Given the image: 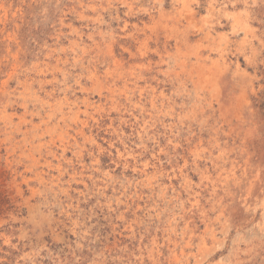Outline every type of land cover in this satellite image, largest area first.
Segmentation results:
<instances>
[{"label":"rangeland","instance_id":"374dc122","mask_svg":"<svg viewBox=\"0 0 264 264\" xmlns=\"http://www.w3.org/2000/svg\"><path fill=\"white\" fill-rule=\"evenodd\" d=\"M210 2L0 0V264H264V0Z\"/></svg>","mask_w":264,"mask_h":264},{"label":"bare ground","instance_id":"6f19581e","mask_svg":"<svg viewBox=\"0 0 264 264\" xmlns=\"http://www.w3.org/2000/svg\"><path fill=\"white\" fill-rule=\"evenodd\" d=\"M181 1V3H182V5H183V8L184 9H186L190 14H193L194 13V10H193V1L194 0H180ZM215 2H216V0H211V2H210V6H209V8H208V13L209 14H211V15H213L214 13H215V11H216V7H215ZM171 27V26H170ZM169 27V28H170ZM176 28V27H175ZM172 29V28H171ZM170 29V30H171ZM179 29V28H178ZM183 35V34H182ZM224 56V55H223ZM224 60V59H223ZM185 62V61H184ZM223 64V63H222ZM241 67V66H240ZM40 69V68H39ZM94 75V74H93ZM95 77V76H94ZM26 81V80H25ZM4 88V87H3ZM3 91H5V90H3ZM142 92V91H141ZM67 99V98H66ZM154 102V101H153ZM8 117V116H7ZM80 118V116H79V114H76V119L78 120ZM11 119V118H10ZM23 119V118H22ZM81 124H82V122H81ZM79 131V130H78ZM82 132V131H81ZM66 151V150H65ZM50 164V163H49ZM44 172V171H43ZM204 175L205 176H207V172H205L204 173ZM256 195V194H255ZM251 199V198H250ZM262 202V206H263V209H264V199L263 200H261ZM260 203V204H261ZM258 207V206H257ZM256 209V208H255ZM264 221V220H263ZM177 243V242H176ZM177 251V250H176ZM184 253V252H183ZM186 254V253H185ZM176 255V254H175ZM183 256V255H182ZM201 263V262H200ZM183 264V263H182ZM186 264V263H185ZM199 264V263H198Z\"/></svg>","mask_w":264,"mask_h":264}]
</instances>
